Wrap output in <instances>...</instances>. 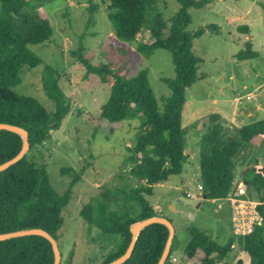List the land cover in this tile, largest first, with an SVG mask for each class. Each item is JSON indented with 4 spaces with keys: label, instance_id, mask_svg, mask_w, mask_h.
Masks as SVG:
<instances>
[{
    "label": "trees",
    "instance_id": "1",
    "mask_svg": "<svg viewBox=\"0 0 264 264\" xmlns=\"http://www.w3.org/2000/svg\"><path fill=\"white\" fill-rule=\"evenodd\" d=\"M45 1L48 0H0V122L27 129L31 144L20 161L0 173V233L38 227L59 241V231L64 224L62 213L71 200V189L64 194L57 193L45 163L35 155L41 153V147L51 139L52 131L61 128L71 112V101L60 86L59 72L49 64L43 65L41 76L43 90L54 102L53 111L38 99L14 91L21 82L24 66L37 67L44 63L30 45L44 43L53 36L50 19L38 10L39 3ZM177 1L181 7L171 18L169 28L163 24L161 14L155 12L158 0H109L108 5L118 39L132 43L147 28L153 39L141 42L138 50L146 55L158 48L171 52L176 76L164 79L172 93L164 99L163 107L154 94L147 69L127 77L116 74L107 64L92 63L85 57L83 45L73 52L86 67L85 78L97 75L107 82L109 76L114 77L110 97L101 106V118L112 122L140 119L134 153L129 157L133 163V182L104 189L81 210L89 229L95 227L106 237L117 239L116 248L107 254L102 264L126 252L132 239L130 226L133 223L161 215L149 196L154 194L156 184L182 174L187 161V129L182 122L187 89L206 79V74L199 71L203 58L195 54L194 40L206 31L218 32L220 27L210 24L194 32L188 29L189 9L202 8L212 0ZM261 6L264 7V1ZM26 8H30L29 11ZM239 29L248 32L246 25ZM246 44L247 49L237 54L240 60L258 56L252 51L251 41ZM202 120L208 129L200 152L202 195L206 199H225L239 182L237 160L242 156L252 157L243 170L242 182L247 185L249 195L261 202L258 209L264 218V162L254 155L264 143V118L241 127L230 126L218 113ZM22 145L21 135L0 130V164L16 156ZM62 172L74 175L73 184L81 179V174L72 167L63 168ZM188 233L186 255L193 258L202 252L200 264H228L235 243L246 252L249 264H264V223L250 235L233 234L223 245L200 228L190 227ZM168 236L169 229L164 224L147 226L140 232L131 257L123 264H158ZM176 242L177 235L165 264H172ZM73 256L72 250L66 264L72 263ZM54 260L52 244L43 236L0 241V264H54ZM239 264H244L243 259H239Z\"/></svg>",
    "mask_w": 264,
    "mask_h": 264
},
{
    "label": "rangeland",
    "instance_id": "2",
    "mask_svg": "<svg viewBox=\"0 0 264 264\" xmlns=\"http://www.w3.org/2000/svg\"><path fill=\"white\" fill-rule=\"evenodd\" d=\"M262 1L212 0L202 8L189 9L190 31L210 24H217L220 28L218 32L206 31L194 40L193 50L203 58L199 71L206 74V79L187 89L182 118L187 129L184 170L182 174L172 175L167 181L156 184L154 194L149 196L155 210L168 217L176 228L177 242L172 264H200L202 252L193 258H188L185 252L190 227L205 230L222 245L233 236L229 204L224 200L203 198L199 188L201 142L208 130L202 119L221 112V109L231 111L236 94L243 96V104L254 103V100L246 99L249 92H254L256 101L261 102L258 93L264 85L258 89L257 84L264 82V53L246 60L234 56L236 52L247 49L249 40L246 37L248 33L236 29L238 25L248 21L252 28L251 36L264 38ZM108 5L109 0H48L39 3L38 10L47 14L54 33L49 41L30 45L44 63L37 67L24 66L21 82L14 87L17 94L32 96L53 111L54 102L44 92L41 76L43 65L49 64L59 72L60 86L71 101V112L63 120L61 128L52 131L51 139L41 147V153L35 155L45 163L57 193L64 194L71 189V200L63 210L64 224L59 231L62 264H66L72 250L71 264H102L107 254L116 248L117 239L106 237L95 227L89 229L81 210L104 189L133 182V163L129 157L134 153L140 125L139 118L118 122L101 118V106L110 97L114 77L109 76L107 82L97 75L85 78L86 67L73 52L83 45L84 55L92 63L107 64L116 74L127 77L147 69L160 107L172 93L164 79L176 76L169 50L158 48L151 55L138 50L141 42L153 39L149 29L144 28L132 43L115 36ZM180 7L177 0H158L155 12L161 14L163 24L169 28L171 18ZM29 9L26 8L27 11ZM247 10L249 14L242 21L239 15ZM231 74H234L235 84L230 79ZM215 98L220 102L215 104ZM253 117L256 119L252 122L263 119L264 114ZM254 152L260 162H264V143ZM244 157L237 160L239 182H242L243 170L252 160V157ZM69 167L81 174L80 181L75 184L74 175L62 172L63 168ZM189 193L199 202L198 205L185 201L184 196L190 197ZM239 259L249 264L246 252L235 243L227 261L228 264H239Z\"/></svg>",
    "mask_w": 264,
    "mask_h": 264
},
{
    "label": "water",
    "instance_id": "3",
    "mask_svg": "<svg viewBox=\"0 0 264 264\" xmlns=\"http://www.w3.org/2000/svg\"><path fill=\"white\" fill-rule=\"evenodd\" d=\"M0 130H7V131L17 133V134L21 135V137L23 139V145H22V148L19 151V153L16 156H14L13 158H11V159L0 164V173H1L2 171L8 169L10 166H12L15 163H17L18 161H20L25 156V154L30 150L31 144H30V140H29V132L27 129H25L22 126L7 123V122H0ZM201 177H202V175L199 174L198 181H201ZM202 197L206 198L205 195H202ZM184 199L190 205H198L199 204V202L194 198L184 196ZM172 208H174V206H172ZM154 223L164 224L169 229V236H168L165 248H164L163 253H162V255L158 261V264H165L169 254L171 252L173 241H174V238L176 235V228H175L173 222L168 217L162 216V215L151 216V217H148L146 219H143V220H140V221L133 223L130 226V231L132 233V239H131V242H130L126 252L123 255H121L120 257L116 258L115 260H113L107 264H123L124 262H126L131 257V255L133 253V250H134V247H135V244H136V241L138 239L140 232L144 228H146L147 226L154 224ZM30 235H39V236H43L46 239H48L51 242L52 248L54 251V256H55L54 264H61L62 263L63 255H62V250L60 248L58 239H56L51 233H49L48 231H46L43 228L34 227V228L19 229V230H15V231H11V232L0 233V241L12 239V238L23 237V236H30Z\"/></svg>",
    "mask_w": 264,
    "mask_h": 264
},
{
    "label": "built area",
    "instance_id": "4",
    "mask_svg": "<svg viewBox=\"0 0 264 264\" xmlns=\"http://www.w3.org/2000/svg\"><path fill=\"white\" fill-rule=\"evenodd\" d=\"M252 95H248L250 99ZM199 188L202 189L201 184ZM190 198L192 194H188ZM231 210V226L235 236H247L254 232L257 226L264 223V218L258 206L260 201L249 195L248 187L244 182H236L228 196L223 199Z\"/></svg>",
    "mask_w": 264,
    "mask_h": 264
},
{
    "label": "crops",
    "instance_id": "5",
    "mask_svg": "<svg viewBox=\"0 0 264 264\" xmlns=\"http://www.w3.org/2000/svg\"><path fill=\"white\" fill-rule=\"evenodd\" d=\"M249 14V10H247L245 13L241 12L240 13V19L243 21V19L245 17H247V15ZM237 16V17H239ZM247 24H240L236 27L237 30L241 31L240 29H238L240 26H244L246 25L248 27V32H246V34L248 33L249 35L246 36L249 38L248 41H251L252 43V51H254L255 53H257V55H260L261 52L262 54L264 53V38L263 39H255V36H251L252 34V28L251 26L249 25V22L247 21L246 22ZM238 34H240L238 32ZM243 35V34H242ZM247 38V39H248ZM246 39V40H247ZM244 43V42H243ZM246 43V41H245ZM239 52H236V56H234L235 54H233V56L235 58H238L237 57V54ZM239 59V58H238ZM240 60V59H239ZM258 72V71H257ZM259 73V72H258ZM230 79L233 80V84H235V77H234V74H231L230 75ZM245 84V83H244ZM264 85V82L260 83V84H257V88L260 89L262 86ZM247 85L245 84V87ZM259 99L261 100V102L264 100V88H262L260 91H259ZM261 94V95H260ZM239 94H236L232 100V102H234V107L231 111H227V110H223L221 109V112H217L218 114L222 115V117L224 118V120H226L228 122V124H230V126H234V127H241L243 125H245L246 123H251L254 119H256L255 116L256 114H264V102L263 103H259L256 101V98H254L255 96V93L254 92H249L247 93L246 95V99L247 100H254V103L253 104H243V96H238ZM248 95H252L250 99L247 98ZM227 100L225 99V102ZM214 102L215 104L219 103L220 100L215 98L214 99ZM255 107V108H252V107Z\"/></svg>",
    "mask_w": 264,
    "mask_h": 264
}]
</instances>
